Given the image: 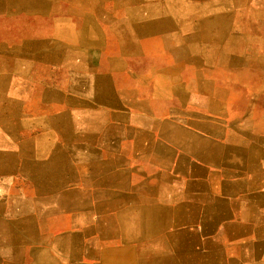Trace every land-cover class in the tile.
I'll return each mask as SVG.
<instances>
[{
  "label": "crops",
  "instance_id": "0c3cea01",
  "mask_svg": "<svg viewBox=\"0 0 264 264\" xmlns=\"http://www.w3.org/2000/svg\"><path fill=\"white\" fill-rule=\"evenodd\" d=\"M112 1L0 43V264H264V0Z\"/></svg>",
  "mask_w": 264,
  "mask_h": 264
},
{
  "label": "rangeland",
  "instance_id": "374dc122",
  "mask_svg": "<svg viewBox=\"0 0 264 264\" xmlns=\"http://www.w3.org/2000/svg\"><path fill=\"white\" fill-rule=\"evenodd\" d=\"M109 0H0V43L14 42L24 36L27 38L32 34H25L35 29L34 19L25 17L21 13L31 12V9L42 7L44 10H51L59 15L58 20H70L61 18L70 13L77 14L94 13L104 10H114V1ZM147 0L140 1V7L146 6ZM83 16V15H82ZM74 21H81L82 19H72ZM86 20V19H85ZM84 20V21H85ZM45 21V20H44ZM45 25V23H44ZM11 44V43H10Z\"/></svg>",
  "mask_w": 264,
  "mask_h": 264
},
{
  "label": "bare ground",
  "instance_id": "6f19581e",
  "mask_svg": "<svg viewBox=\"0 0 264 264\" xmlns=\"http://www.w3.org/2000/svg\"><path fill=\"white\" fill-rule=\"evenodd\" d=\"M167 7L170 10H174V9L177 8V4L174 2V0H172V1L169 2V5Z\"/></svg>",
  "mask_w": 264,
  "mask_h": 264
}]
</instances>
